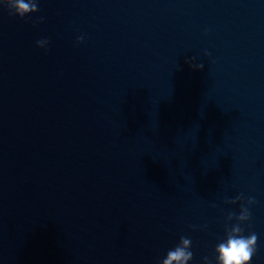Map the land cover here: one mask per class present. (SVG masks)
Instances as JSON below:
<instances>
[{
    "label": "clouds",
    "instance_id": "clouds-1",
    "mask_svg": "<svg viewBox=\"0 0 264 264\" xmlns=\"http://www.w3.org/2000/svg\"><path fill=\"white\" fill-rule=\"evenodd\" d=\"M3 4L7 5L10 15H16L20 18L39 11L38 0H3ZM83 39V36L78 37L77 43L82 42ZM36 43L38 47L44 48L48 41L43 39L38 40ZM194 60L195 57L188 59L186 62L194 70H202L204 64L194 63ZM245 199L247 201L246 204L244 203ZM238 202H240L239 214L229 212L226 216V221L235 220L236 222L230 227L226 225V238L215 247V253L217 254L216 264H250L256 252L257 234L253 232L245 236L243 235L244 228L241 226L244 222L251 219L249 206L256 202L255 198H245L243 194H240L235 199L225 200V203L232 205ZM191 244L190 238L181 236L179 244L167 252L166 257L160 264H189V261L193 259V252L190 250ZM203 261L204 264H211L208 257H204Z\"/></svg>",
    "mask_w": 264,
    "mask_h": 264
}]
</instances>
